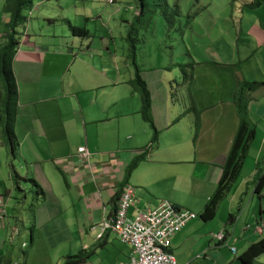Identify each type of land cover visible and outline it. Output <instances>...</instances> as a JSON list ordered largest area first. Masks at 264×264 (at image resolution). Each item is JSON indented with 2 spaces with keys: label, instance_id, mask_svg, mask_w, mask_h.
Returning a JSON list of instances; mask_svg holds the SVG:
<instances>
[{
  "label": "crops",
  "instance_id": "1",
  "mask_svg": "<svg viewBox=\"0 0 264 264\" xmlns=\"http://www.w3.org/2000/svg\"><path fill=\"white\" fill-rule=\"evenodd\" d=\"M57 1H64L57 12L36 5V21L28 18L21 26L24 34L13 59L18 144L12 153L0 122V264H64L78 254L83 258L75 264H128L130 245L110 229L99 237L95 227L115 216L125 186L134 188L130 219L162 200L196 213L172 237L169 250L178 264H235L229 253L237 255L264 236V184L257 190V171L264 169V131L252 144L257 145L255 166L244 171L250 163L245 158L215 215L203 213L240 126L233 102L239 84L264 81V63L258 61V75L251 72L252 59L264 47V24L237 23L236 12L227 13L233 23L205 38L216 46L214 57L207 50L193 52L190 27L188 32L181 27L175 39H180L179 49L165 44V27L150 41L138 30L134 60L150 92L158 132L153 141L141 97L130 84L135 65L127 41L133 20L127 13L136 6L108 0L116 5L112 11L101 0ZM240 1L245 6L249 0ZM4 2L0 0L1 28L8 20ZM82 18L90 36H76L61 24ZM241 42L247 50L242 51ZM248 97L249 118L264 116V86ZM79 146L90 151L89 164L81 163ZM143 154L128 174L129 165ZM15 159L18 166L25 165L18 171ZM220 231L223 241L215 236Z\"/></svg>",
  "mask_w": 264,
  "mask_h": 264
},
{
  "label": "trees",
  "instance_id": "2",
  "mask_svg": "<svg viewBox=\"0 0 264 264\" xmlns=\"http://www.w3.org/2000/svg\"><path fill=\"white\" fill-rule=\"evenodd\" d=\"M139 7L138 20L141 22V16L153 5L152 12L157 14L160 10L170 28H174L177 24V16L182 17V10L179 5L173 7L169 0H134ZM239 0H231V4ZM264 5V0H249L245 6L248 8H259ZM33 7V0H5L4 11L8 15V20L4 24V29L0 34V122L2 124L3 135L11 141L12 153L17 146V138L14 134L15 114L17 110L18 90L13 70V59L20 42L21 26H26L28 16L26 12ZM136 19V20H137ZM135 24V23H134ZM71 31L76 36H90V31L86 27H79L70 24ZM138 28L132 25L127 41L129 44V56L134 61L135 72L134 77L130 80V84L134 90L140 95L142 100L141 113L144 120L153 130V138L155 141L158 132L154 121L150 114V92L147 84L140 74L138 65L135 63L136 44L140 39L138 37ZM193 65V63H188ZM264 86V81L242 80L238 90L234 95L233 102L236 106L237 113L240 117V126L234 138L232 149L228 155L226 164L223 167V173L218 183V187L206 204L204 216L213 217L216 213L218 204L224 199L232 188L234 181L239 177L243 168L245 158L251 146V142L255 137V128L252 126L249 118V92ZM199 118V117H198ZM199 121V119H198ZM145 154L140 155L128 167V174H131L135 167L139 164ZM264 184V174L257 178V190H260ZM234 215H231L233 219ZM264 252V236L255 242H252L246 251L239 257L243 263L253 264L254 260ZM83 258L81 254L69 256L66 264H75Z\"/></svg>",
  "mask_w": 264,
  "mask_h": 264
},
{
  "label": "rangeland",
  "instance_id": "3",
  "mask_svg": "<svg viewBox=\"0 0 264 264\" xmlns=\"http://www.w3.org/2000/svg\"><path fill=\"white\" fill-rule=\"evenodd\" d=\"M102 3L105 5L104 9H110V10H115L116 9V5L115 4H111L108 2V0H101ZM121 1V0H120ZM64 1H57V0H50V1H46V0H34L33 2V7L31 9L32 12V16L29 14L28 18H30L33 21H36L35 18V14H38V12L36 11V5L38 4H42L43 5V11L44 12H57L59 5H62ZM150 4L152 2V0H149ZM53 3V4H52ZM120 6L125 7V5H130V3H132L134 6H136V11L135 10H129V12L127 13V15L130 17L132 22V25H134L135 27H137L140 31V34L145 38L146 41H150L152 35L154 34V37L157 38V33L159 32V29L161 28H167L166 31H168L167 35H166V42L165 44L170 46L176 45L177 49L180 48L179 46V41L178 39L175 40L176 38H178L181 33H182V29L185 32L187 30H189V42H190V46L191 49L193 50V52L197 55H203L202 52H205L206 50L208 51V53L211 55V57H214L215 52H216V46L211 45L210 41L208 40V42L206 41V37L207 36H218L219 32L222 30H220V28L224 27V26H230L231 23H233L230 19L229 16H226L227 13H232V11L236 12V16L237 18H234L237 20V23H241L244 25H251L253 23H258V24H264V5L259 7V8H248L247 6H242L241 5V1L238 2L237 4L236 2H234L233 4H231V0H169L170 5H172L173 7H175L176 5H179L181 10H182V15L184 17H180L177 16V24L176 26L172 29L169 27V24L167 23L165 17L159 13L160 10L157 11V14H154L152 12V8L153 5H150L149 9L146 10V12L141 16V22L137 19L139 16V7L137 8V3L134 0H126V2H117ZM79 9L82 10L81 7H78L77 11L79 12ZM35 11V12H34ZM29 13V11H28ZM41 16L42 13L40 14ZM1 18V16H0ZM137 19V20H136ZM261 21V22H260ZM73 25L79 26V27H83L85 25V21L84 18H82V20H78V21H74L73 20ZM96 23H99V21H96ZM135 23V24H134ZM64 26H66L67 30L71 29L70 24L68 25L67 23H61ZM78 24V25H77ZM100 24V23H99ZM92 27V26H91ZM182 27V29H181ZM190 27V28H189ZM243 27V26H242ZM211 28V29H210ZM3 30L4 28H1L0 26V30ZM20 30V37L24 34L23 33V29H21V27L19 28ZM72 32V31H70ZM68 31L69 36H71V33ZM208 35H205L207 34ZM203 33V36L201 35ZM57 34H60V31L57 32ZM73 34V33H72ZM255 42V41H254ZM257 43V42H256ZM244 46V45H243ZM239 47H242V42L239 43ZM248 47H242V51L243 50H247ZM264 51V47L263 48H259L257 56H255L252 59V62L255 65L253 66V69L251 70V72L256 76L258 75V72L256 71V65L259 66L258 61L260 62V64L264 63V59L261 58V52ZM246 56V54H244ZM247 66H244V69ZM251 122H252V126L255 127L256 129V135H255V140H260L261 136L263 134L264 131V116H260V115H253L252 119L250 118ZM254 141V139H253ZM253 141L251 143V145L253 144ZM257 150V145H252L250 146L249 150H248V154L246 156L247 160H250L249 165L246 167H244V171L250 169L251 167L255 166V163L253 162L254 159V154L256 153ZM264 154V152H263ZM263 164V163H262ZM260 162V165H262ZM242 171V169H241ZM261 173H264V169L262 170H258L257 171V178L258 176H260ZM241 174V172H240ZM240 176V175H239ZM254 181V178H252ZM237 181V180H236ZM256 183V180L254 181ZM256 202V200H255ZM251 203V199L250 197L247 200L246 205L248 206ZM254 210L258 211L259 210V204L256 202V204H254ZM257 233V232H256ZM258 239L260 237L259 233L256 234ZM248 248V246L246 247L245 250H242L239 254L234 255L232 253H229L228 255V259L231 258L233 260V263L235 264H241V259H239V256H241L244 251H246ZM235 257H238V259H235ZM230 260V259H229ZM67 262V261H66ZM66 262L64 264H66ZM246 264V263H243ZM254 264H264V252H262L255 260H254Z\"/></svg>",
  "mask_w": 264,
  "mask_h": 264
},
{
  "label": "built area",
  "instance_id": "4",
  "mask_svg": "<svg viewBox=\"0 0 264 264\" xmlns=\"http://www.w3.org/2000/svg\"><path fill=\"white\" fill-rule=\"evenodd\" d=\"M77 155L81 163H90L91 153L86 146H79ZM133 202L134 188L125 186L118 200L115 216L95 226L99 230L98 236L101 237L110 229L116 232L123 242L128 243L132 250L128 264H178L169 250L172 237L195 218L196 213L168 200H162L156 207L140 211L134 219H130L128 210ZM3 207L4 197L0 195V220L4 217ZM261 227L258 226L260 231ZM215 236L219 241L225 239L224 231ZM231 249L236 252L235 247ZM12 264L20 263L15 261Z\"/></svg>",
  "mask_w": 264,
  "mask_h": 264
},
{
  "label": "water",
  "instance_id": "5",
  "mask_svg": "<svg viewBox=\"0 0 264 264\" xmlns=\"http://www.w3.org/2000/svg\"><path fill=\"white\" fill-rule=\"evenodd\" d=\"M14 156H15V154H14ZM18 163H19V159H15L13 161V166H14V168H15L16 171H18L21 167H24L25 166L24 163H22V164H20V166H18Z\"/></svg>",
  "mask_w": 264,
  "mask_h": 264
}]
</instances>
